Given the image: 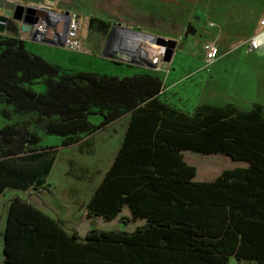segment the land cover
Returning a JSON list of instances; mask_svg holds the SVG:
<instances>
[{"label": "trees", "instance_id": "16d2710c", "mask_svg": "<svg viewBox=\"0 0 264 264\" xmlns=\"http://www.w3.org/2000/svg\"><path fill=\"white\" fill-rule=\"evenodd\" d=\"M0 48V100L47 117L46 133L63 136L64 145L131 112L119 153L87 210L111 221L125 205L132 217H119L121 223L146 219L131 233L91 228L80 237L21 196H12L4 264H228L230 255L264 264L261 106L239 110L204 103L184 112L160 101L164 86L156 76L65 70L28 51L18 38H0ZM40 79L45 89L37 92L32 84ZM94 113L102 117L96 126L89 122ZM0 138L7 144L0 158V194L7 187L26 190L45 183L54 153L26 150L39 136L5 125ZM185 150L221 153L249 167L195 182L196 168L183 159ZM16 160L35 164L16 166ZM212 172L203 165L200 176Z\"/></svg>", "mask_w": 264, "mask_h": 264}, {"label": "rangeland", "instance_id": "374dc122", "mask_svg": "<svg viewBox=\"0 0 264 264\" xmlns=\"http://www.w3.org/2000/svg\"><path fill=\"white\" fill-rule=\"evenodd\" d=\"M18 4L35 10L46 9L50 13L67 11L76 15L80 21L77 51L66 50L59 44L61 47L24 41L28 51L65 70L113 76L137 73L156 76L164 86V91L158 95L160 101L184 112H189L199 103L224 107L231 104L239 110L251 109L256 104L264 112V57L249 55L244 49L246 38L254 30L264 27V0H0V38L20 39L18 22L12 19V9L9 8ZM207 18L222 26V37L218 59L207 70L201 71V47L213 35V31L205 27ZM189 26L194 27V33L185 38L184 33ZM119 28L143 33L144 37L133 33L130 34L142 38L119 36L114 31ZM60 38L63 39L62 36ZM159 38L174 41V46L160 43ZM115 43L119 51L129 52L141 64L129 63L131 57L125 54H114L109 59ZM147 60L154 63V67L145 65ZM165 67L169 74L165 73ZM43 81H35L32 89L44 91ZM46 121L47 117L32 110L20 111L14 104L0 100V129L14 125L19 130L39 136L37 144L26 146L27 152L43 150L44 145L48 146L58 138L46 133ZM6 147L0 138V158ZM188 154L195 163L188 162L196 168V176L202 172L203 165L216 171L215 175L227 169L246 167L244 162L221 153L206 155L189 150ZM13 163L16 166L35 164L30 160ZM90 186H87L86 195ZM43 188L50 189L45 183ZM12 193H15L13 189H7L0 194V213ZM99 219L92 222L93 227L108 231L124 229L118 221L111 223ZM104 222L111 224L108 226Z\"/></svg>", "mask_w": 264, "mask_h": 264}, {"label": "crops", "instance_id": "0c3cea01", "mask_svg": "<svg viewBox=\"0 0 264 264\" xmlns=\"http://www.w3.org/2000/svg\"><path fill=\"white\" fill-rule=\"evenodd\" d=\"M206 29L208 28L206 27ZM199 64L201 68L200 60ZM196 106L194 105L189 112H192ZM93 110L97 111L96 108H93ZM130 118L131 112L127 111L118 119L107 123L100 129L89 133L78 134L74 137V141L68 145L63 144L65 140L63 136L56 135L58 138H55L52 144L48 146L44 145V149L53 152L55 155L52 167H50L49 173L45 177V184L50 189L45 190L43 184H41L38 187H28L26 190L7 187L3 191L4 193L7 189H13L15 193H12L7 198L5 209L0 213V264H4L5 262L3 252L4 230L6 228L7 206L12 196H21L30 205L40 209L50 218L60 221L63 229L68 233L76 231L78 236L83 237L91 228H96L92 226V222L94 220H100L99 218L101 217L96 215L92 216L88 213L87 202L90 200L91 195L98 185L101 184L107 170L111 169L113 161L117 153H119L123 138H125ZM89 120L91 124L96 126L102 120V117L94 113L89 116ZM188 153L189 150L182 151V157L187 164L190 162V164L194 165L195 163ZM238 162H244L246 164L245 168L249 167L248 162ZM215 172L202 177L200 174H197V176L195 175L196 177L194 176L193 181L202 182L209 180L205 182H211L221 173L215 175ZM198 179L203 180L197 181ZM88 185L91 186L89 193L86 195L85 192L88 190ZM24 192L26 194H23ZM121 216L132 217L130 209L125 205L122 207L118 217L111 221L102 219L114 223V221L120 222L119 217ZM108 222H104V224L109 226L111 223ZM122 224L124 226L123 230L132 224V227H128L124 231L131 233L137 227H143L146 224V219L137 217L130 220L127 224ZM232 259L235 260L232 261ZM243 262H249L250 264L258 263L256 260L251 259L237 260L234 255H230L228 258V264H240Z\"/></svg>", "mask_w": 264, "mask_h": 264}, {"label": "built area", "instance_id": "2783aa9c", "mask_svg": "<svg viewBox=\"0 0 264 264\" xmlns=\"http://www.w3.org/2000/svg\"><path fill=\"white\" fill-rule=\"evenodd\" d=\"M36 10L44 11V15L40 17H35V15H32L31 22L27 21L25 17L22 20L19 21L17 20L18 22L17 24L20 29V39L18 40H21L23 42L32 41L34 43L48 44L54 47H61L58 45L61 44L59 43L60 41H58V37H60L61 34L65 33L66 36L68 35V38L65 42L66 45H64L62 48H66V50L77 51L78 49L77 45H80L79 43H76V41L78 40V35L80 33V29H79L80 21L78 20L76 15L69 13L67 11L65 12L58 11V13H60V15L62 16L59 17L58 20L56 21L48 17L49 15H47V12L49 10L42 8L41 9L36 8ZM205 25L208 29H210V31H213V35L209 37L206 41H204V43L202 44L201 47L202 54L200 60L201 71L207 70L208 67H210L218 59L219 44L222 37V31H221L222 26L218 22L213 21L210 18H207L205 21ZM139 34H143V33H139ZM244 44H245L244 49L247 54L256 55L257 57H264V27L254 30L252 34L246 38ZM116 50L117 53L115 54L129 53L126 51H122L121 53L117 48ZM126 55H129V57L131 56L134 57V55L132 54H126ZM129 63L141 64V62H137L135 60V57L133 58V60L130 58ZM148 63L149 65L147 63L144 64L153 67L155 65L154 63H151L149 61ZM164 71L166 74H169V70L167 69V67H165Z\"/></svg>", "mask_w": 264, "mask_h": 264}, {"label": "water", "instance_id": "95a60500", "mask_svg": "<svg viewBox=\"0 0 264 264\" xmlns=\"http://www.w3.org/2000/svg\"><path fill=\"white\" fill-rule=\"evenodd\" d=\"M10 9H12V13L10 12L11 16H12V19L14 20H22L24 17L27 19V21L31 22L32 21V18L31 16L32 15H35V17H40V16H43L44 15V11H41V10H35V8L33 7H23V6H19L18 5H15V6H9ZM26 15H29V16H26ZM31 15V16H30ZM5 19V18H4ZM117 31L118 30H121V28L119 29H116ZM114 30V31H116ZM122 30H125V29H122ZM194 33V27L193 26H189L188 28H186V31L184 33V37L187 38L188 35H192ZM136 35H141L139 33H135ZM159 41L160 43L164 44V45H168L170 47H173L174 46V41H167V40H163L162 38H159ZM122 53V51H120ZM117 53V50H115L114 48H111V51L109 53V59L112 57L113 54ZM127 54V53H126ZM133 56H131V59L133 60ZM146 63V62H145ZM147 64L149 65V63L147 62Z\"/></svg>", "mask_w": 264, "mask_h": 264}, {"label": "bare ground", "instance_id": "6f19581e", "mask_svg": "<svg viewBox=\"0 0 264 264\" xmlns=\"http://www.w3.org/2000/svg\"><path fill=\"white\" fill-rule=\"evenodd\" d=\"M47 15H49L48 17L50 19L56 20V21L58 20L59 17H61V15H59L58 13H50V12H47ZM70 21H71V18H70ZM116 32H118L119 36L129 35L130 37H133V38H138V37H141V36L144 37V35H142V34H141V36H132L130 33H133V34H135V33L134 32H130L128 30H122L121 29V30H118V31L116 30ZM61 36L63 37V39L60 38ZM60 37H58V41H60L59 43H61L59 45H61V46L66 45L65 42H66V39L68 38V35L66 36L65 33H63V34L60 35ZM112 48H114L116 50L117 43L113 44L112 45ZM124 53H126V52H124ZM127 54H129V53H127Z\"/></svg>", "mask_w": 264, "mask_h": 264}]
</instances>
